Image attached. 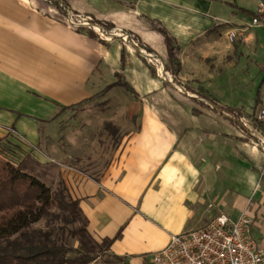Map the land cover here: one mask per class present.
<instances>
[{
	"label": "crops",
	"instance_id": "1",
	"mask_svg": "<svg viewBox=\"0 0 264 264\" xmlns=\"http://www.w3.org/2000/svg\"><path fill=\"white\" fill-rule=\"evenodd\" d=\"M257 1L67 0L75 14L110 23L104 31L139 35L157 57L148 60L118 34L104 38L95 31L100 41L43 14L29 0H0V134L10 129L30 144L51 133L61 137L57 122L66 107L101 91L115 79L114 71L133 88L101 91L127 95L94 113L122 131L107 160L100 164L102 143L112 136L93 132L83 146L81 130L70 129L69 141L63 140L71 148L57 149L53 171L77 201L90 236L110 239L106 250L127 264H149V254L169 234L199 228L219 213L234 218L245 211L252 217V238L264 248V159L246 141L259 136L250 131L244 139L241 124L224 112L203 107L191 114L197 105L175 100L162 83L185 96L184 86L199 85L217 104L237 107L238 119L249 127L244 116L264 106V26L245 27L243 37L232 41L225 33L244 26ZM148 19L159 20L179 46L174 77ZM159 61L169 80L157 77ZM107 109L113 116L104 117ZM67 157L78 163L84 158L86 168L68 166Z\"/></svg>",
	"mask_w": 264,
	"mask_h": 264
},
{
	"label": "trees",
	"instance_id": "2",
	"mask_svg": "<svg viewBox=\"0 0 264 264\" xmlns=\"http://www.w3.org/2000/svg\"><path fill=\"white\" fill-rule=\"evenodd\" d=\"M29 1L43 14L69 24L66 18L67 0ZM70 11L75 12L71 9ZM92 21L103 28L111 25L98 20L92 19ZM69 25L75 30H85L90 37L101 41L91 27ZM148 26L161 36L165 49V68L174 77L179 69L177 58L179 46L175 38L157 19H148ZM137 44L150 51V47L141 40L137 41ZM148 69L154 75V69L150 66ZM113 75L115 79L108 82L101 91L112 85H120L133 92L132 86L123 77L121 71H114ZM162 83L167 86L175 100H188L197 105L191 107L190 112L193 115L199 114L200 109L205 107L211 110L218 109L231 116L234 121L241 116L237 107L217 104L216 99L205 90L199 91L198 97L185 96L175 92L171 84ZM184 88L190 89L187 86ZM250 115H253V112ZM253 122L254 128L264 137V122L256 118ZM106 128L114 127L106 124ZM30 169L26 161L24 165L20 162L13 164L0 159V264H90L107 249L110 239L96 242L86 230V221L78 208L77 201L71 199L64 188L52 191L31 174ZM50 209H55L56 213H52ZM49 215L60 217L64 223L70 225L69 228L65 230L62 225L53 231L31 227V224ZM117 234L118 231L115 236ZM67 238L72 239L75 245L70 244Z\"/></svg>",
	"mask_w": 264,
	"mask_h": 264
},
{
	"label": "rangeland",
	"instance_id": "3",
	"mask_svg": "<svg viewBox=\"0 0 264 264\" xmlns=\"http://www.w3.org/2000/svg\"><path fill=\"white\" fill-rule=\"evenodd\" d=\"M246 18L248 20L250 19L249 16H246ZM133 36H135V33H133V35L132 34L130 35V37H132L135 42L141 40L139 35H136L138 39ZM154 46L158 48L157 42L154 43ZM152 51L153 52L155 51V53L158 55L156 49H152ZM162 61L165 62L164 60ZM157 77L160 80H163L160 76H158V74ZM199 91H203V89L199 85H196L194 90L193 89L187 90V94H189L192 97H198L197 95ZM126 96H127L126 93L124 95V93L122 92H116V93L96 92L95 94L91 95L89 98L85 99V101L82 103L76 104L75 106H67L64 113H62L59 122H57V129L60 130L62 133L61 137H55L51 133L49 134V136L46 137L47 138L46 140H39L34 144H30L25 139H23V137L17 135L12 130L6 129L5 132L0 134V159L9 161L13 164H17L20 162L24 165L26 161L31 168L29 172L33 174L38 180L43 182L46 186H48L52 191L64 188L59 182L55 181L53 171L56 165L55 160L59 158V155L57 154L58 153L57 149L58 150L66 149L68 151L71 148L69 142L67 143L64 142L65 139H68L70 137V134L72 132L70 131V129L74 130L78 128L79 131L81 130L82 141H80L79 144L82 143L84 144L83 146H85L86 138L89 135H91L93 132L95 134H98L99 137H101V135L103 134L112 136L109 142L102 143L104 154L100 153L101 158L99 159V161L101 164L104 159L103 157H105V160H107L110 151L113 150V148L118 143L117 137L121 134L122 131L117 127H114L113 129H109V128L105 129V125L107 122H104V120L99 121V119L94 116V113L102 110L106 104H111L115 101L118 102L126 101L127 100ZM113 112H114L113 110L107 109L105 111L104 117H106L105 115H108V117L113 116L112 115ZM215 112L218 113L216 110ZM244 117L247 118L249 127H247L238 119V122L242 126L239 128V130L240 133L244 136V139L248 138L249 135L247 133H251V132H253L255 136H259V138L262 139V137H260L259 131L256 132L253 131L252 129L250 130V126L254 125L253 120L254 118H256V115H249ZM86 120H91V122H87ZM68 124H73L74 127L70 128ZM246 141L248 142L249 149H251L250 148L251 146L254 147V143H255L258 148L257 151L255 150L254 152L257 153L258 156L260 157L262 155L263 156L262 159H264V146L261 145L259 141H254L252 139L251 140L246 139ZM63 159L64 158H62V160ZM79 160L82 161V163H78V158L72 157L69 159L67 157L66 164L68 166H74L85 169L86 168L85 159L83 158ZM50 211L52 213H56L55 209H50ZM53 215H49L46 216L45 218L40 219L39 221L31 224V227L39 228L42 230L52 229L53 231H55L56 227L62 225L64 226L65 230L69 228L70 225L68 223L67 224L64 223L60 217H55ZM67 241L70 244L75 245V242L72 239L67 238ZM90 264H127V263L122 257L113 256L107 250H105L104 252H101L100 256L97 257L94 260V262L92 261ZM142 264H147V263H142Z\"/></svg>",
	"mask_w": 264,
	"mask_h": 264
},
{
	"label": "built area",
	"instance_id": "4",
	"mask_svg": "<svg viewBox=\"0 0 264 264\" xmlns=\"http://www.w3.org/2000/svg\"><path fill=\"white\" fill-rule=\"evenodd\" d=\"M66 16L69 24L91 27L104 38L118 34L133 50L136 47V51L148 60H157L125 31H104L90 16L72 13L69 8ZM248 26H264V0L256 2L253 14L244 26L230 28L225 36L229 41L241 39ZM157 69L161 78L170 79L161 62ZM177 88L183 90L182 86ZM256 118L264 121V106L257 111ZM256 140L264 146V140ZM251 225L252 217L245 211L234 218L219 213L199 228L169 234L165 244L149 254V264H264V248L252 238Z\"/></svg>",
	"mask_w": 264,
	"mask_h": 264
},
{
	"label": "water",
	"instance_id": "5",
	"mask_svg": "<svg viewBox=\"0 0 264 264\" xmlns=\"http://www.w3.org/2000/svg\"><path fill=\"white\" fill-rule=\"evenodd\" d=\"M135 49L137 50L136 47H135ZM211 106L214 107V109H215V106H214V105L211 104ZM215 110H216L218 113L224 114V113H222V111H220V110H218V109H215Z\"/></svg>",
	"mask_w": 264,
	"mask_h": 264
},
{
	"label": "bare ground",
	"instance_id": "6",
	"mask_svg": "<svg viewBox=\"0 0 264 264\" xmlns=\"http://www.w3.org/2000/svg\"><path fill=\"white\" fill-rule=\"evenodd\" d=\"M95 27V26H94ZM96 28V27H95Z\"/></svg>",
	"mask_w": 264,
	"mask_h": 264
}]
</instances>
